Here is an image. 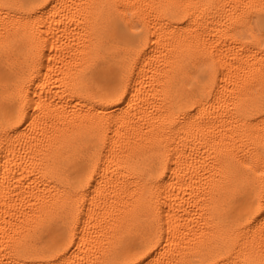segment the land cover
Instances as JSON below:
<instances>
[{
    "label": "snow or ice",
    "instance_id": "obj_1",
    "mask_svg": "<svg viewBox=\"0 0 264 264\" xmlns=\"http://www.w3.org/2000/svg\"><path fill=\"white\" fill-rule=\"evenodd\" d=\"M0 264H264V0H0Z\"/></svg>",
    "mask_w": 264,
    "mask_h": 264
}]
</instances>
